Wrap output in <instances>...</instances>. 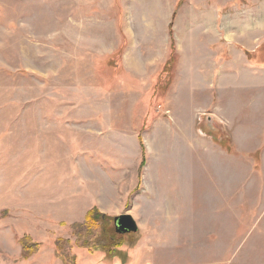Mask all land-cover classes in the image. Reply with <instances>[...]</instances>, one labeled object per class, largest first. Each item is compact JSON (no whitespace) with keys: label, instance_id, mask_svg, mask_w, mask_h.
I'll list each match as a JSON object with an SVG mask.
<instances>
[{"label":"rangeland","instance_id":"374dc122","mask_svg":"<svg viewBox=\"0 0 264 264\" xmlns=\"http://www.w3.org/2000/svg\"><path fill=\"white\" fill-rule=\"evenodd\" d=\"M60 251L264 264V0H0V264Z\"/></svg>","mask_w":264,"mask_h":264},{"label":"trees","instance_id":"16d2710c","mask_svg":"<svg viewBox=\"0 0 264 264\" xmlns=\"http://www.w3.org/2000/svg\"><path fill=\"white\" fill-rule=\"evenodd\" d=\"M143 147V146H142ZM103 221L104 225H100V221ZM107 220L106 218H100L99 217V213L96 209H92L88 212L86 218H85V222L80 224H74L72 226V229L74 231V235L78 238H83V236L85 237L86 235L89 236V239L87 238V240H83V245L84 247H91V248H96L97 245L100 244V246H97V248H100L101 250L106 251L109 254H112L116 249H117V245L118 243H113L110 244L109 246H104V244H101L100 241H98V243L95 244V236H92L91 233L94 231H96L98 229L104 226V232H106L107 230ZM93 232V233H94ZM115 236H113L111 238V240L113 242H116L117 237H122L124 235H118V233H114ZM92 236V237H91ZM82 241V240H81ZM88 241V242H87ZM21 243V247H22V254L23 257H25V259L30 258L34 253H36L37 251V245H35L30 237H25L23 239L20 240ZM103 245V246H102ZM120 246V244H119ZM56 256L58 257V259L63 263V264H74V261H71V258L68 256V254H64L60 251V253H56Z\"/></svg>","mask_w":264,"mask_h":264},{"label":"water","instance_id":"95a60500","mask_svg":"<svg viewBox=\"0 0 264 264\" xmlns=\"http://www.w3.org/2000/svg\"><path fill=\"white\" fill-rule=\"evenodd\" d=\"M115 230L119 235H129L139 232V227L134 218L124 214L114 219Z\"/></svg>","mask_w":264,"mask_h":264}]
</instances>
